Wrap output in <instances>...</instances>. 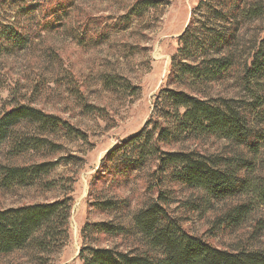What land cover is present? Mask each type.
Returning a JSON list of instances; mask_svg holds the SVG:
<instances>
[{"label": "rangeland", "instance_id": "1", "mask_svg": "<svg viewBox=\"0 0 264 264\" xmlns=\"http://www.w3.org/2000/svg\"><path fill=\"white\" fill-rule=\"evenodd\" d=\"M141 1L66 0V8L48 28L39 27L40 8L31 20L34 32L28 45L0 55V115L27 104L61 117L85 134L84 139L60 131L48 135L56 148H24L19 142L41 134L37 125L23 123L0 144V210L67 197L72 203L69 239L63 247L50 251L28 245L0 253V264H83L84 247L142 253L146 242L132 218L160 192H166L169 213L190 234L221 249H264V203L255 187L212 199L201 189L162 175L152 155L139 168L118 166V156L133 154L127 145L111 162L104 161L119 142L155 125L159 115L154 103L163 89L184 90L201 99H253L246 64L250 66L264 39V17L235 19L225 12L231 0H159L156 6L135 11ZM216 8L224 14L215 13ZM222 35L227 42L219 47ZM212 46L230 60L220 76L196 80L179 72L183 64L214 55ZM262 82L252 80L250 85ZM161 122L165 124L163 118ZM160 146L168 152L245 158L252 169L240 176L253 186L264 181V141L252 152L219 136L180 134L161 140ZM48 161L57 165L34 182H3L5 168ZM104 201L116 204L107 208L101 205ZM243 205L250 211L241 222H233L234 209ZM100 222L123 226L126 232L87 227Z\"/></svg>", "mask_w": 264, "mask_h": 264}, {"label": "trees", "instance_id": "2", "mask_svg": "<svg viewBox=\"0 0 264 264\" xmlns=\"http://www.w3.org/2000/svg\"><path fill=\"white\" fill-rule=\"evenodd\" d=\"M157 3L159 0L141 1L135 11L156 6ZM65 4L66 0H0V55L28 45L33 38L31 20L35 10L44 8L38 24L39 27L48 28L53 26L55 16L66 8ZM225 7L228 8L225 12L235 19L264 17V1L231 0ZM220 11L224 14V9L217 8L215 13L221 14ZM49 15H52L51 19H48ZM225 40L226 36L222 35L215 43L220 47L227 42ZM188 41L189 39L186 44ZM212 50L214 55L205 56L195 63L192 61L183 64L179 72L193 76L196 80L202 77L216 79L229 68L230 60L218 54L221 51L219 48L214 49L212 46ZM177 58L178 56L173 58V67L176 66ZM246 70L245 77L252 101L240 100L237 103L224 98L201 99L184 90L163 89L154 103V112L159 115L155 125L150 130L146 126L126 142H119L104 161L111 162L117 157L118 151L127 145L133 154L118 156V166L139 168L152 155L157 158L162 175L169 174L186 186L201 189L212 199H225L255 187L254 190L264 203V181L259 180L253 186L245 177L240 176L243 170L252 169L249 160L238 157L215 158L195 151L168 152L162 151L160 146L161 140L172 139L180 134H202L226 138L244 145L252 152H258L264 141V125L260 124V121L264 122V39L257 47L250 66L246 64ZM257 79H263V82L256 83L254 89L250 83ZM162 118L165 124H162ZM23 123L37 125L41 134L25 139L24 143L19 142L25 144L24 148H56L48 135L60 131L85 139L83 132L61 117L45 113L31 105L19 104L0 115V144L12 137L16 128ZM56 165L57 162L48 161L29 167H8L3 171V182L7 186L34 182L49 174ZM168 199L166 192H160L154 201L136 212L132 218L134 228L146 242V249L142 253L84 247L81 254L83 264H264V249H221L190 234L169 213L166 207ZM114 204L116 203L112 201L101 203L107 208ZM250 209L249 205L235 208L231 215L232 221L241 222ZM71 210L69 197L0 210V253H10L28 245L50 251L60 249L69 239ZM89 226L111 234L126 232L125 227L107 222L88 224L87 227ZM88 250L91 252L90 256L85 254Z\"/></svg>", "mask_w": 264, "mask_h": 264}]
</instances>
